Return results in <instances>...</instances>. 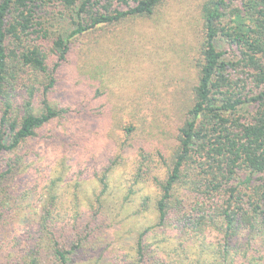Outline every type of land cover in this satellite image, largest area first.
Here are the masks:
<instances>
[{"label":"trees","instance_id":"obj_1","mask_svg":"<svg viewBox=\"0 0 264 264\" xmlns=\"http://www.w3.org/2000/svg\"><path fill=\"white\" fill-rule=\"evenodd\" d=\"M162 2L0 0V264H78L98 249L93 264H264V0H204L198 81L191 96L176 100H189L178 130L161 127L157 136L151 126L140 137L134 124L124 127L92 191L65 186L59 173L29 244L20 254L4 252L2 230L16 203L6 181L38 144L64 141L52 123L89 118L53 101L71 40L151 16ZM72 138L79 149L88 137ZM126 155L133 156L131 184L112 199ZM143 187L154 193L140 194ZM131 205L152 221L106 259L108 220Z\"/></svg>","mask_w":264,"mask_h":264},{"label":"rangeland","instance_id":"obj_2","mask_svg":"<svg viewBox=\"0 0 264 264\" xmlns=\"http://www.w3.org/2000/svg\"><path fill=\"white\" fill-rule=\"evenodd\" d=\"M203 1L163 0L151 16L129 18L71 40L73 54L53 101L73 111L86 110L89 118L72 114L52 123L48 129L66 135L64 141L48 146L38 144L36 154L29 156L22 171L6 181L16 203L2 230L4 252L20 254L29 244L30 231L36 228L41 207L48 200L50 180L59 173L65 175V186L92 191L96 174L109 163L117 144L125 137L124 127L134 124L140 137L144 132L150 136L151 126L157 136L161 127L178 130L189 100L184 95L182 106L176 100L186 91L191 96L198 81ZM74 133L84 140L88 137L83 148H74ZM132 163L133 156L126 155L117 166L112 177V199L124 197L131 184ZM143 188L140 194L154 193L150 187ZM131 207L122 215L112 214L108 220L113 234L105 240L109 245L106 259H113L117 249L129 247L137 232L152 221L151 214L149 218L135 215L134 205ZM98 251L78 264H93Z\"/></svg>","mask_w":264,"mask_h":264}]
</instances>
